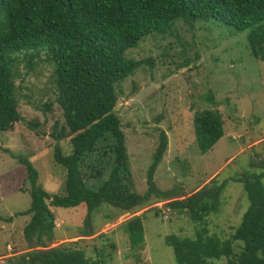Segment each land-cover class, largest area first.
I'll list each match as a JSON object with an SVG mask.
<instances>
[{
	"label": "trees",
	"instance_id": "16d2710c",
	"mask_svg": "<svg viewBox=\"0 0 264 264\" xmlns=\"http://www.w3.org/2000/svg\"><path fill=\"white\" fill-rule=\"evenodd\" d=\"M210 19L240 32L248 29L251 52L264 61V0H0V131H11L23 119L17 83L23 52L30 71L46 50L66 122L53 132L54 160L65 171L63 194L38 184L39 172L30 159L18 157L31 181V205L18 213L30 216L24 227L29 250L10 264H105L82 248L51 246L58 228L53 207H86L82 234L87 236L94 234V212L104 203L123 214L166 199H172V209L187 211L196 225L195 236L165 237L179 264H215L220 258L226 264H264V172L234 177L244 183L250 204L231 238L221 239L209 233L207 222L220 209L227 181L215 176L184 198L177 188L160 189L155 174L168 148V135L162 131L147 172L148 189L137 192L115 112L117 87L151 61L128 57L129 49L155 33L171 32L177 21L194 26ZM194 124L202 153L224 135V119L216 109L197 112ZM67 138L71 153L61 146ZM123 227L133 248L144 246V215L131 217Z\"/></svg>",
	"mask_w": 264,
	"mask_h": 264
},
{
	"label": "rangeland",
	"instance_id": "374dc122",
	"mask_svg": "<svg viewBox=\"0 0 264 264\" xmlns=\"http://www.w3.org/2000/svg\"><path fill=\"white\" fill-rule=\"evenodd\" d=\"M194 23L177 21L171 32L155 33L128 50V57L151 61L117 87L115 112L126 136L137 192L148 189L147 172L162 131L168 135V148L155 174L160 189L177 188L184 198L215 176L227 181L220 209L207 222L210 234L227 239L250 204L244 183L234 177L264 172V61L252 54L248 29L240 32L215 19ZM20 59L17 83L23 119L11 131H0V264H10L29 250L24 227L30 216L18 213L31 205V181L18 157L30 159L39 172L38 184L52 194L64 193L65 171L54 160L53 132L66 122L57 102L54 66L46 50L30 71L25 52ZM205 109L221 112L224 135L202 153L194 118ZM61 146L72 152L69 138ZM171 200H154L123 214L104 203L94 212V234L87 236L82 234L86 207H53L58 228L51 246L82 248L105 264H179L165 237L195 236L196 225L187 211L172 209ZM135 215H144L145 242L138 249L123 227ZM234 245L239 250L238 241ZM215 264H226V259Z\"/></svg>",
	"mask_w": 264,
	"mask_h": 264
},
{
	"label": "water",
	"instance_id": "95a60500",
	"mask_svg": "<svg viewBox=\"0 0 264 264\" xmlns=\"http://www.w3.org/2000/svg\"><path fill=\"white\" fill-rule=\"evenodd\" d=\"M252 131H253V128H252V127H250V133H251V135H252Z\"/></svg>",
	"mask_w": 264,
	"mask_h": 264
}]
</instances>
